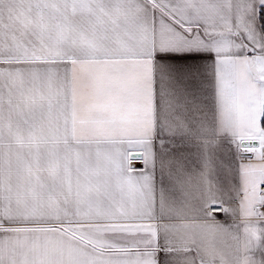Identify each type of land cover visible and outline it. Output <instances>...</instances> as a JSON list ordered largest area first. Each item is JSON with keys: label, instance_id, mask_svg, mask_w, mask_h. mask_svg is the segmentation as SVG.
<instances>
[{"label": "snow or ice", "instance_id": "snow-or-ice-1", "mask_svg": "<svg viewBox=\"0 0 264 264\" xmlns=\"http://www.w3.org/2000/svg\"><path fill=\"white\" fill-rule=\"evenodd\" d=\"M0 264H264V0H0Z\"/></svg>", "mask_w": 264, "mask_h": 264}]
</instances>
